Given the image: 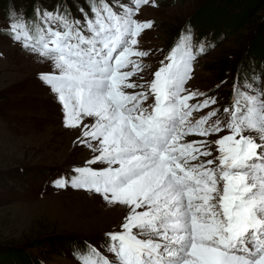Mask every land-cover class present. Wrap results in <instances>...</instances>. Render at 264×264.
<instances>
[{
	"label": "snow or ice",
	"instance_id": "snow-or-ice-1",
	"mask_svg": "<svg viewBox=\"0 0 264 264\" xmlns=\"http://www.w3.org/2000/svg\"><path fill=\"white\" fill-rule=\"evenodd\" d=\"M149 3L88 0L83 20L59 9L9 14L6 34L54 69L39 79L94 154L55 186L127 208L106 253L85 245L78 264H264V86H235L222 112L186 88L206 48L190 28L145 80L150 52L138 37L153 21L135 17Z\"/></svg>",
	"mask_w": 264,
	"mask_h": 264
},
{
	"label": "rangeland",
	"instance_id": "rangeland-1",
	"mask_svg": "<svg viewBox=\"0 0 264 264\" xmlns=\"http://www.w3.org/2000/svg\"><path fill=\"white\" fill-rule=\"evenodd\" d=\"M61 1L65 12H74L71 0H0V253H6L0 264H78L85 245L105 246L106 233L119 231L127 215L125 206L110 204L93 191L70 182L55 186L57 179L73 176L62 177L61 172L86 166L94 154L78 142L80 130L64 126L61 104L39 79L40 73L54 69L6 34L10 13L30 20L35 9L53 11ZM74 2L89 9L88 0ZM155 5L142 6L135 17L153 21L138 37L137 47L150 52L141 58L150 63L141 74L145 80L151 79L156 65L151 64L163 60L186 29H191L194 45L205 36L214 41L224 35L215 24L196 17L202 10L200 0H155ZM226 32V39L197 55L186 84L205 94L214 87L219 96L212 107L218 109L228 107L233 97L231 82H225L228 68L221 70V62L226 55L235 58L244 36L242 31ZM243 59L249 62L248 56ZM99 249L106 253L105 247Z\"/></svg>",
	"mask_w": 264,
	"mask_h": 264
},
{
	"label": "trees",
	"instance_id": "trees-1",
	"mask_svg": "<svg viewBox=\"0 0 264 264\" xmlns=\"http://www.w3.org/2000/svg\"><path fill=\"white\" fill-rule=\"evenodd\" d=\"M202 1L198 19L207 20L216 27L229 31H242L244 36L239 39L238 50L242 51L232 59L224 57L222 69L228 68L231 74L242 70L264 67V0H200ZM191 20V19H190ZM189 20V21H190ZM193 20V19H192ZM261 54V56L258 55ZM248 56L246 63L242 58ZM256 61L259 65L256 66ZM225 77V76H224ZM0 253V260L6 257Z\"/></svg>",
	"mask_w": 264,
	"mask_h": 264
},
{
	"label": "bare ground",
	"instance_id": "bare-ground-1",
	"mask_svg": "<svg viewBox=\"0 0 264 264\" xmlns=\"http://www.w3.org/2000/svg\"><path fill=\"white\" fill-rule=\"evenodd\" d=\"M75 130V129H74ZM79 130V129H78Z\"/></svg>",
	"mask_w": 264,
	"mask_h": 264
}]
</instances>
